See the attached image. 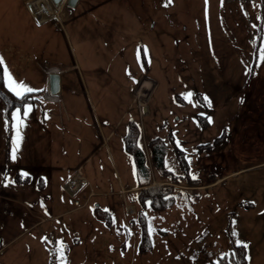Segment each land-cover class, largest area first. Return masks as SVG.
Listing matches in <instances>:
<instances>
[{"label": "rangeland", "instance_id": "rangeland-1", "mask_svg": "<svg viewBox=\"0 0 264 264\" xmlns=\"http://www.w3.org/2000/svg\"><path fill=\"white\" fill-rule=\"evenodd\" d=\"M29 1L0 0L4 70L39 99L7 113L0 97V264H209L237 241L245 264H264V0H157V13L127 0H63L40 25ZM58 64L69 69L51 100L44 76ZM131 118L150 179H167L174 196L143 208L137 191L134 215L122 189L145 174L126 150ZM155 136L168 174L150 161ZM76 165L87 182L72 196L63 182ZM96 203L112 224L87 219ZM143 226L151 244L139 248Z\"/></svg>", "mask_w": 264, "mask_h": 264}, {"label": "trees", "instance_id": "trees-1", "mask_svg": "<svg viewBox=\"0 0 264 264\" xmlns=\"http://www.w3.org/2000/svg\"><path fill=\"white\" fill-rule=\"evenodd\" d=\"M4 75V66L0 64V76ZM36 91L23 92V95L18 97L15 92L10 90L9 86L6 84L4 79H0V97L5 103L6 112L9 113L14 107H22L26 102L39 100L34 94ZM140 135L139 126L134 120L129 121L128 133L125 136V146L126 150L132 155L136 170L139 174H145V183H150L149 177V167L146 158V153L137 142ZM215 137L212 140L206 142L205 150L210 151L214 149V142L217 141ZM220 139V138H219ZM147 150L150 155V161L153 166L157 167L162 174H168L169 170L164 168V158L166 151V143L160 136L151 137L146 142ZM173 181V180H172ZM172 187L170 184H153L138 190V202H140L143 208L147 207L151 209H162L174 203V196L172 195ZM138 206V205H137ZM97 210V208H96ZM142 210V209H141ZM107 213L101 210L97 215L105 216ZM141 211H136V214H140ZM108 215V214H106ZM109 217V215H108ZM140 224V223H139ZM144 242H149L151 244L149 235L147 233V228L143 226V231L141 232V239H139L138 247L146 248L143 245ZM148 244L147 247H150ZM209 264H245V253L242 246L234 245L228 253L220 255L216 261H211Z\"/></svg>", "mask_w": 264, "mask_h": 264}, {"label": "crops", "instance_id": "crops-1", "mask_svg": "<svg viewBox=\"0 0 264 264\" xmlns=\"http://www.w3.org/2000/svg\"><path fill=\"white\" fill-rule=\"evenodd\" d=\"M81 0H75V2H74V4L73 5H69V4H67L68 6H75L76 5V7L75 8H77L78 7V4H79V2H80ZM124 3L122 4V6L123 7H127V8H129V7H132V9L134 10V11H136V12H142L144 9L146 10V11H150V12H152V8H154V13H157V6H158V4H157V0H153L152 2L153 3H145L144 1L143 2H141L140 0H137V1H135V0H127V1H123ZM149 6H151V9H148V8H145V7H149ZM144 10V11H145ZM143 11V12H144ZM144 16H150V15H146V14H143ZM54 67H56L59 71H60V74H61V76H60V79H61V87H62V82H63V80H62V76H63V74L64 73H62L64 70L65 71H67L69 68H68V65H62V64H58V66H54ZM44 85H45V87H46V85H47V75H45L44 76ZM132 120H134L133 118H131V121ZM142 148H143V150L145 151V148L142 146ZM78 168H79V166L78 165H76V166H72V169H74V171H72L70 174H69V176L67 177V179L63 182V187L69 192V194L70 195H74V193H76V192H78L79 191V189L82 187V185L83 184H85V182H87V179H86V176L84 175V174H77L78 173ZM80 169V168H79ZM83 170V169H82ZM81 172V171H80ZM72 176H76V178H77V180H78V185L77 186H75V188H71V187H67V186H65V183H66V181L68 180V178H70V177H72ZM151 181H150V183H148V184H146L145 183V181H142V182H139V183H134L133 185H127L125 188H123L122 189V191H124V192H128L129 194H131L130 195V198H129V201H127V203H125V210H126V214H130V215H134V214H136V211H137V205L135 204L136 202H135V198H136V196L134 195V193L135 192H137L141 187H145V186H148V185H151V184H155V183H163V182H166V183H170V182H168V180L167 179H165V180H163V179H155L154 177L152 178V179H150ZM81 182H83V183H81ZM50 199V198H49ZM41 201V200H40ZM47 203L48 204H50V201L47 199ZM84 206V205H83ZM83 206H81L80 208H83ZM129 206L131 207V209H129ZM45 207H49L47 204L45 205ZM95 209H93V211L91 210V213L90 214H87L86 213V211H85V209L83 210V211H81V214H85L86 213V215H89L88 217H87V219H90L91 218V216H92V218H93V216H94V214L97 216V214L99 213V212H101V210H103L104 209V211H106L107 213H104V214H110L109 215V223L110 224H112V222H113V216H112V214H111V212L109 211V210H106V208H103V209H101L100 207H101V203H96L95 204ZM75 209H77L78 208V206H75L74 207ZM74 208H70V209H65V211H67V210H73ZM96 208H97V210H96ZM40 211V210H39ZM48 211H51V210H49V209H47L46 211H41L42 213H47ZM51 215H55V214H53V213H51ZM47 217H52V216H47ZM47 217H42L43 219H46ZM98 217V216H97ZM85 219V217H80L79 218V220L80 221H82V220H84ZM78 235H79V232H75V237H74V241H75V243H78L79 242V240H78ZM90 237H88V239H92L93 237H92V233L89 235ZM89 261H91V260H89ZM92 262V261H91ZM51 264V263H50ZM53 264V263H52Z\"/></svg>", "mask_w": 264, "mask_h": 264}, {"label": "snow or ice", "instance_id": "snow-or-ice-1", "mask_svg": "<svg viewBox=\"0 0 264 264\" xmlns=\"http://www.w3.org/2000/svg\"><path fill=\"white\" fill-rule=\"evenodd\" d=\"M168 2L170 3L171 0H168ZM165 6H167V4H165ZM259 51H260L259 60H260L261 63H264V47H261ZM145 54H146V50H145ZM140 57H141V53H140V50L138 49L137 50V60H138V62L140 60ZM0 64H3L2 58H0ZM249 71H251V69H249ZM0 79H4L5 82L8 84L10 90L14 91L15 92V95H17L18 97L22 96L23 95V92H32L33 91L31 88L25 87L22 83L19 84V85H15L12 82L11 77H10V74H8L6 68L4 70V75L3 76H0ZM18 88L19 89H22L23 91H18L17 90ZM191 95L192 94L189 93L188 94V97H191ZM206 99L207 98L205 97V100ZM30 111H31V106L26 105L25 108H24V110H23L24 116L27 117L28 116V113ZM19 112H20V110L17 109L16 112L12 113V119L17 121V125L23 123L20 120V118H19ZM209 122H211V121L209 120ZM13 159H15V152H13ZM22 175L27 176V173H23ZM233 235H236V233H233ZM56 243L59 245V248L57 249V251H60L62 253V251H63V242L62 241H57ZM237 246L238 247L241 246V242L240 241H237ZM242 246L245 247V248L247 247L246 244H243Z\"/></svg>", "mask_w": 264, "mask_h": 264}, {"label": "bare ground", "instance_id": "bare-ground-1", "mask_svg": "<svg viewBox=\"0 0 264 264\" xmlns=\"http://www.w3.org/2000/svg\"><path fill=\"white\" fill-rule=\"evenodd\" d=\"M62 1L63 0L56 1L52 5V14H53L52 18H56V15H57L56 12H57L58 8L60 7V5L62 4ZM245 1H247V0H245ZM36 4H38V2L36 0L33 3H30V5L32 6V14L38 20L37 22L40 23L41 22L40 20H43L44 16H42L40 14L39 8L37 9V7H35ZM47 70H48V72H50V71L57 70V68L56 67L55 68H48ZM47 85H48V83H47ZM138 85H139V88L137 89L138 95H140V97H146L147 92H145L146 89H144V88H149L150 81L148 79H146V78H143L141 81H139L136 84V86H138ZM60 90H61V88H60ZM45 95H46L45 97H47V98H49L51 100L57 99V97H56L57 94H51L49 92V89H47V92H46ZM81 183H83V182H81ZM77 185H78V180H77L76 176H73L72 179H71V182L69 181L67 183V186L71 187V188H75V186H77ZM129 209H131L130 206H129Z\"/></svg>", "mask_w": 264, "mask_h": 264}, {"label": "built area", "instance_id": "built-area-1", "mask_svg": "<svg viewBox=\"0 0 264 264\" xmlns=\"http://www.w3.org/2000/svg\"><path fill=\"white\" fill-rule=\"evenodd\" d=\"M35 0H31L27 3V8L29 9V11L32 13V6L30 5V3H33ZM38 2V4L35 5V7H37V9L39 8L40 14L42 16H44L43 20H40L42 22H45L49 19H51L53 17L52 14V5L54 4V2L52 0H36ZM32 17H34V15L32 14ZM34 20L37 22L38 20L34 17ZM38 23V22H37Z\"/></svg>", "mask_w": 264, "mask_h": 264}, {"label": "water", "instance_id": "water-1", "mask_svg": "<svg viewBox=\"0 0 264 264\" xmlns=\"http://www.w3.org/2000/svg\"><path fill=\"white\" fill-rule=\"evenodd\" d=\"M75 0H68L69 5H73ZM60 71L54 70L47 74L48 89L51 94H57L61 88Z\"/></svg>", "mask_w": 264, "mask_h": 264}]
</instances>
